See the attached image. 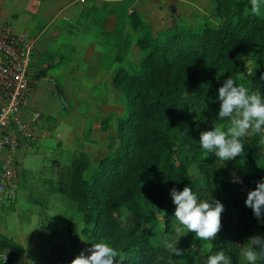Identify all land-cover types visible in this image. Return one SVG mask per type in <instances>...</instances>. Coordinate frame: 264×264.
Here are the masks:
<instances>
[{"label":"trees","instance_id":"1","mask_svg":"<svg viewBox=\"0 0 264 264\" xmlns=\"http://www.w3.org/2000/svg\"><path fill=\"white\" fill-rule=\"evenodd\" d=\"M213 1L218 23L205 21L199 28L175 24L156 32L132 8H127L123 20L114 9L106 10V16L115 19V31L126 55L131 42L123 31L125 23L142 29L133 40L139 58L133 61L118 55L119 64L112 76L125 103V114L117 123L119 144L94 165L88 153L79 150L68 163H57L52 182L56 191L73 200L81 212V231L92 227L93 233L101 234L127 255L124 264H205L209 255L220 250L232 264H246L239 243L247 241L256 228L264 235V223L245 205L248 191L264 179V136L250 133L243 138L244 153L224 162L206 152L199 142L209 121H224L222 129L227 130L230 120L218 117L220 102H214L227 77L250 93L264 94V3L257 16L251 12V0ZM103 4H87L77 23L88 13L102 10ZM244 57L252 60L253 68L244 63ZM188 90L192 92L186 95ZM191 165L198 167L200 175H190ZM142 168L151 171V179H143ZM89 170L90 179L85 176ZM233 173L243 183L233 182ZM185 186L200 200H219L224 205V218L217 238L208 241L206 251L195 233L182 226V235L171 241L178 240L176 246L183 249L177 256L165 248L168 239L164 233H176V205L170 190ZM122 205L131 212L129 224L117 218ZM67 233L70 243L57 249L55 262L62 256L71 264L82 250L100 242L98 236L81 241L72 220L67 222ZM0 251L8 254L7 261L0 264H19L24 248L0 233ZM257 264H264V260Z\"/></svg>","mask_w":264,"mask_h":264},{"label":"rangeland","instance_id":"2","mask_svg":"<svg viewBox=\"0 0 264 264\" xmlns=\"http://www.w3.org/2000/svg\"><path fill=\"white\" fill-rule=\"evenodd\" d=\"M86 1L87 4L95 1L98 5L104 2L102 10L96 9L90 14L88 13L81 23H72L57 16L52 8L38 0H24L23 17H19L18 12L12 8L17 0H0V15L4 16L3 19L0 18V25H10V21L17 23L21 21L20 24L30 28L37 36L38 45L41 47L38 48V52L36 51L37 56L31 68L32 85L36 82V78H39L37 79L38 85L42 84L41 77L52 81L55 90L60 95V110L64 115L63 120L72 121L75 125L73 127V142L70 144V148L65 150V154L67 157L70 155L72 157L79 150H84L88 153L91 165H94L105 155L112 154L119 144L117 123L118 119L125 114V103L120 87L115 86L112 82V76L119 64L118 55L124 54L126 59L133 58V61L139 58L140 51L134 46L133 40L138 32H142V29H134L126 23L124 28L122 27L124 33L129 35L131 42L128 46L129 53L126 55L127 50L122 46L123 41L119 39L115 31V19L106 16V10L114 9L123 20L127 8H132L141 14L144 21L150 23L153 32L175 24L199 28L205 21L211 20L218 23L219 17L213 10V0H85V3ZM105 25L110 29L105 28ZM117 26H120V19L117 20ZM94 39L97 41L94 42ZM93 49L101 50L99 72L95 78H91L89 73L85 76L88 57ZM243 61L249 68H253L252 60L249 57H244ZM240 76L242 75L239 74L238 77ZM261 82L264 83V79H261ZM191 92L188 90L185 94L188 95ZM39 93L44 94L41 86L37 87L35 91L36 95ZM217 97L218 92L214 95V102L218 101ZM51 100L46 103L48 105L46 108L50 113H53L54 111H51V109L54 110L53 101ZM99 121L98 130L93 131V123ZM225 123L224 121H209L202 131L212 130L214 125L223 127ZM103 124L104 128L101 127ZM66 131V128L63 129L64 133ZM59 144L60 142L57 143L58 146ZM19 165H21V160H19ZM19 170L16 198L11 203L0 201V212L3 214H10L16 204L18 190L23 180L21 167ZM90 171L85 172V176L89 179ZM141 172L144 180L152 178L150 170L142 168ZM188 172L192 176L200 175V171L195 165L189 166ZM52 181L42 182L43 188H34L33 191V195L38 197L41 202L48 201L50 197L54 199L52 205L50 204V211L45 212V217L43 218L44 215L40 214L42 224L39 236L41 242L46 243L47 246L43 262L66 264L62 256L56 262L55 259L57 249L67 247L70 243L67 233L68 220L75 223L80 240L82 237L90 241L96 238L98 233H93L92 227H89L85 232L81 231L84 225L81 212L77 210L73 200L56 191ZM31 193L32 191H30V198ZM158 216L162 227L161 213H158ZM131 217L129 208L122 205L117 214L118 220L122 224H126L132 220ZM223 218L224 215L221 214V219ZM173 226L175 230L179 228L182 231V225L177 219ZM181 234H178L177 231L170 235L164 233V238H167L171 243ZM257 234L264 236L260 228H256L252 236ZM100 235L98 236V239L100 237L99 241L106 242V239ZM246 242H240L239 249ZM200 246L203 251H206L210 244L208 241H201Z\"/></svg>","mask_w":264,"mask_h":264},{"label":"clouds","instance_id":"3","mask_svg":"<svg viewBox=\"0 0 264 264\" xmlns=\"http://www.w3.org/2000/svg\"><path fill=\"white\" fill-rule=\"evenodd\" d=\"M264 0H251V12L259 16L261 4ZM264 79V73L261 74ZM217 99L220 102L218 117L230 120L227 130L214 125L212 130L201 131L199 142L201 147L209 153H214L221 161H228L241 156L245 150L243 138L251 134L264 136V94L249 92L243 85H237L231 77H227L218 89ZM264 143V140L261 141ZM233 182L243 183L240 177ZM173 203L176 205L174 216L178 222L195 233L201 241H211L217 238L221 230V214L224 205L219 200H200L189 186L182 190L173 187L170 190ZM245 205L250 207L254 216L264 223V179L256 182V188L248 191ZM180 234L181 230L176 229ZM182 235V234H181ZM82 241H87L81 237ZM175 243L165 242V248L174 255H182L183 249ZM87 251L88 255L85 254ZM241 258L246 264H257L264 260V236L259 234L248 238L240 248ZM127 255L112 247L108 242L93 243L92 247L82 250L71 261V264H124ZM205 264H232L231 258L223 250L209 255Z\"/></svg>","mask_w":264,"mask_h":264},{"label":"crops","instance_id":"4","mask_svg":"<svg viewBox=\"0 0 264 264\" xmlns=\"http://www.w3.org/2000/svg\"><path fill=\"white\" fill-rule=\"evenodd\" d=\"M38 1L52 8L57 16L72 23L78 22L81 13L87 6V1L85 3V0ZM23 7L24 0H17L12 8L18 12L19 17H23ZM3 17L0 15V18L3 19ZM111 17L114 18L113 16ZM20 23L10 21V26L18 32L27 33L31 38L34 45L35 60L38 48L41 47L38 45L37 36L30 28ZM104 27L110 29L106 25ZM96 41L94 39V42ZM100 55L101 50L93 49L91 51L85 68V76H87V73H89L91 78L97 76L100 67ZM37 79L39 78L35 79L36 82L31 87L27 105L24 109L26 117H29L34 110L39 111L34 128L35 140L28 145H21L19 148L18 157L21 160L20 167L23 180L18 190L16 204L10 214L0 212V233L12 237L24 248L19 264H46L43 261L47 246L46 243L41 242L39 236L40 225L42 224L40 216L44 215V218L45 212L50 211V204L52 205L54 199L50 197L48 201L45 199L46 201L41 202L38 197L33 195V191L34 188L42 189V182L52 181L58 162H69L71 155L67 157L65 150H68L73 142V127L75 126L72 121L63 120L64 115L60 110V95L55 90L52 81L41 77L43 80L42 84L38 85ZM40 86L43 88L44 94L47 93V95L42 93L35 94L36 88ZM50 100L53 101L54 110L51 109V111H54L53 113H50L47 110L48 108H46L48 106L46 103ZM99 124L100 121L93 123L92 130L97 131ZM65 128L67 129L66 133L63 132ZM58 142H60L59 146L57 145ZM30 191H32L31 198L29 197ZM47 193L49 194V192ZM48 221L50 223V220Z\"/></svg>","mask_w":264,"mask_h":264},{"label":"built area","instance_id":"5","mask_svg":"<svg viewBox=\"0 0 264 264\" xmlns=\"http://www.w3.org/2000/svg\"><path fill=\"white\" fill-rule=\"evenodd\" d=\"M34 45L27 33L10 25H0V201L16 198L21 145L35 140V123L39 111L25 116L24 109L32 85ZM8 254L0 251V263Z\"/></svg>","mask_w":264,"mask_h":264}]
</instances>
